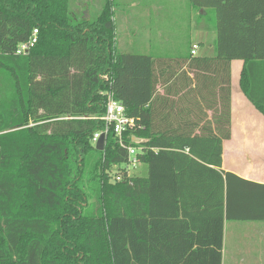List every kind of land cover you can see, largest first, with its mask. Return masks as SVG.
<instances>
[{"label":"trees","instance_id":"16d2710c","mask_svg":"<svg viewBox=\"0 0 264 264\" xmlns=\"http://www.w3.org/2000/svg\"><path fill=\"white\" fill-rule=\"evenodd\" d=\"M190 3L197 27L213 19V57L116 50L108 0L88 20L72 0H0V264H221L222 213L204 236L189 208L195 189L215 193L226 177L228 218L244 216L234 195L248 182L220 169L222 144L231 60L264 63V0ZM110 92L136 121L122 138L142 147L145 175L120 168L127 150L112 130L103 150L92 142ZM196 95L211 115L172 116ZM174 120L194 126L164 129Z\"/></svg>","mask_w":264,"mask_h":264},{"label":"crops","instance_id":"0c3cea01","mask_svg":"<svg viewBox=\"0 0 264 264\" xmlns=\"http://www.w3.org/2000/svg\"><path fill=\"white\" fill-rule=\"evenodd\" d=\"M145 2L147 0H119L118 3L111 1L115 39L117 41L118 38L119 50L150 54L153 57H173L187 55L192 45L196 44L195 56H215L216 31L212 26V18L209 20V26L197 27L195 19L197 12L190 3L189 19L194 20L195 30L189 31L190 35L183 41L188 46L184 43H181L183 45L181 46L174 43L167 30L164 31L162 23L164 6L172 2L167 0H151L147 4ZM78 6L82 8L84 16L86 13L90 15L87 3L80 1ZM145 39L144 43L138 44ZM249 90L254 97L264 101V63L257 65L247 63L243 59H232L230 62L231 133L228 139L223 140L220 169L248 182L237 181L234 195V209L244 216L236 219L228 218L226 177H224L223 189L216 186L215 193L212 192L211 182L201 190L195 189L194 198L197 202L190 204L189 208L192 213L196 212L201 217L200 220L191 221V227L196 232L201 231L204 236L216 234L217 222L222 213L221 264H226L229 252L236 259L235 264H264V112L249 98ZM189 99L192 104L182 109H174L173 117L185 115L197 119L212 114V109H207L204 104L209 99H202L199 95L190 96ZM161 113L166 114L165 111ZM169 126L191 128L194 125L183 126L174 120L172 124H165L164 129ZM139 167L145 169L144 165L139 163L135 172ZM145 173L146 169L140 174L145 175ZM191 175H187V179H190ZM192 195L193 193L190 192L189 196ZM228 243L233 244L232 247H228Z\"/></svg>","mask_w":264,"mask_h":264},{"label":"built area","instance_id":"2783aa9c","mask_svg":"<svg viewBox=\"0 0 264 264\" xmlns=\"http://www.w3.org/2000/svg\"><path fill=\"white\" fill-rule=\"evenodd\" d=\"M37 29H33L31 36L27 41L20 43L15 53L18 55H25L28 53L29 49L34 45L37 40ZM197 45L193 44L191 47V54L196 53ZM104 121V129L102 131H97L93 134L92 142L95 145L101 133H104L105 136L109 130H112L113 133L118 137V144L124 147L127 150L128 160L125 164L121 165L120 168H125V171L128 175L132 174L131 169L137 168L140 161L138 159V153L142 151V147L138 145L128 144L126 145L123 141L122 134L125 131L132 130L136 128V121L133 117H130L126 114L125 108L121 102L115 99L112 95V92L107 93L106 103H105V112L100 117ZM135 143H138L139 140L133 138ZM115 170L119 169V166L113 167ZM116 180H120L122 175L118 173L114 177Z\"/></svg>","mask_w":264,"mask_h":264},{"label":"rangeland","instance_id":"374dc122","mask_svg":"<svg viewBox=\"0 0 264 264\" xmlns=\"http://www.w3.org/2000/svg\"><path fill=\"white\" fill-rule=\"evenodd\" d=\"M80 1H84L85 3H87L90 9V12H91L90 15H87V13L85 14V16L83 15V18L86 20L90 18H95L96 16H98L99 14L98 12L102 9L104 3L106 2V0H72V6L75 8V5H79ZM108 1L111 2L112 0H108ZM114 1L115 3H118L119 0H114ZM150 1L151 0H147V2L145 3L147 4ZM167 1H171L172 3H167V5L164 6V9H163L164 16L162 19V23L164 26V31L167 30L169 35L174 39L173 40L174 43L176 44L184 43L186 46H188L187 43L183 41L186 38H188V36L190 35L189 31L195 30L194 23H193L194 20L190 21L189 19L188 5L190 4V0H167ZM112 21L115 27V21L113 20V18H112ZM136 41H138V39H136ZM145 41L146 39L144 41L138 42V44L144 43ZM116 43H117V46L115 45L116 46L115 48H117L116 50H118L119 49L118 38H117ZM181 46L183 45L181 44ZM135 169L132 168L131 172L134 173ZM136 172L144 173L145 169L139 167V169L136 170ZM232 245L233 244H230V243L227 244L228 247H232ZM235 263H236V259L233 258L232 253L229 252V254H227V257H226V264H235Z\"/></svg>","mask_w":264,"mask_h":264},{"label":"water","instance_id":"95a60500","mask_svg":"<svg viewBox=\"0 0 264 264\" xmlns=\"http://www.w3.org/2000/svg\"><path fill=\"white\" fill-rule=\"evenodd\" d=\"M105 134L101 133L98 140L95 143V148L98 150H103L104 149V143H105Z\"/></svg>","mask_w":264,"mask_h":264}]
</instances>
